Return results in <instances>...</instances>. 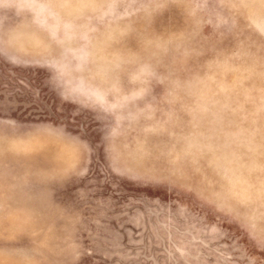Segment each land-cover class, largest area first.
I'll list each match as a JSON object with an SVG mask.
<instances>
[{
	"label": "rangeland",
	"instance_id": "1",
	"mask_svg": "<svg viewBox=\"0 0 264 264\" xmlns=\"http://www.w3.org/2000/svg\"><path fill=\"white\" fill-rule=\"evenodd\" d=\"M0 264H264V0H0Z\"/></svg>",
	"mask_w": 264,
	"mask_h": 264
}]
</instances>
